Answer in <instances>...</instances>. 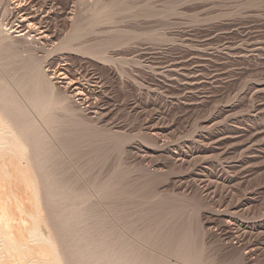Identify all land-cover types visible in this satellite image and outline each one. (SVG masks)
Segmentation results:
<instances>
[{
  "label": "rangeland",
  "instance_id": "374dc122",
  "mask_svg": "<svg viewBox=\"0 0 264 264\" xmlns=\"http://www.w3.org/2000/svg\"><path fill=\"white\" fill-rule=\"evenodd\" d=\"M121 2L129 14L93 27L94 0L91 10L70 0L92 26L84 43H122L104 46L107 58L70 49L87 100L58 111L60 134L31 109L60 152L59 171L88 194L91 226L101 219L107 241L126 238L141 259L192 264L167 251L181 242L195 264H264V0ZM4 51L0 77L17 86L24 70Z\"/></svg>",
  "mask_w": 264,
  "mask_h": 264
},
{
  "label": "bare ground",
  "instance_id": "6f19581e",
  "mask_svg": "<svg viewBox=\"0 0 264 264\" xmlns=\"http://www.w3.org/2000/svg\"><path fill=\"white\" fill-rule=\"evenodd\" d=\"M90 2L93 0H83L82 4L89 9L93 5V3L89 4ZM116 2L108 7L101 0L99 2L94 0L97 7L93 9V17L91 16L90 22L93 27L102 23L107 24L110 17H105L108 15L119 17L120 14H125L123 12L126 10L128 13L131 3L127 1L129 4V6L126 4L127 7L124 6L125 1L124 4L121 0ZM77 3L70 6V0H0V55L1 50H7L12 61L19 60V67L24 70L23 72L17 70L18 72L14 74L18 76L20 73L21 76L17 78L12 76L17 83V86L13 84L16 88L12 87V84H7L5 77H0V264H155L153 256L151 258L142 256L141 259L138 255L140 248L136 249V254L134 248L137 247L132 248L124 244V242L128 243L125 241L126 238L120 240L121 242H113L114 240L110 242V239L107 241L108 236L106 239V230L101 219L99 221L101 224L91 226L90 207L85 206L88 194L75 191L71 183L69 184L64 179L67 174L61 173L58 166L60 165L58 162L60 152L57 151L49 138L50 135L48 136L31 111L33 109L38 113L42 122L50 126L56 135L60 134L56 126V123L61 121L58 111L62 110L61 114H63V111L70 110L69 98L74 99L73 102L77 100L76 102L85 103V93L80 82L78 83L79 79L77 81L76 76L72 75L75 73H71L70 53L72 50L70 49L92 52L101 57L102 54L106 55V51L105 53L103 51L107 45L117 44L122 40L119 37L116 39L117 36L114 41L113 38L110 41L105 37L110 41L109 43L102 44L97 40L96 43L91 44L88 38V43L86 41L84 43L83 40L92 26L90 27L89 21V26H86L85 17L76 14ZM59 21L62 22L61 25ZM111 22L115 23V20H110L109 23ZM112 31L115 32V30ZM126 41L123 42L126 43ZM38 51L41 52L40 55ZM12 71L15 72L13 69ZM20 91L25 94H18ZM58 137L61 136L58 135ZM64 140L60 143L63 144ZM73 140L75 139H72V143ZM67 145L68 143L65 147ZM113 184L109 181L100 185L101 192L105 196L111 194ZM114 193L115 191L112 195L116 197ZM43 219L51 227L49 235L42 231L41 221ZM146 234L144 237L149 240L150 237ZM150 234L152 236L153 233L150 232ZM237 237L240 240L241 237L238 235ZM183 239L186 241L185 238ZM190 247L188 249L185 244L179 242L171 249L168 247L167 251H171L170 254H175V257L177 255L180 259L195 264L196 260L193 256L190 258L191 252L195 250L191 251ZM140 253L143 252L140 251ZM165 263L162 262V264Z\"/></svg>",
  "mask_w": 264,
  "mask_h": 264
}]
</instances>
